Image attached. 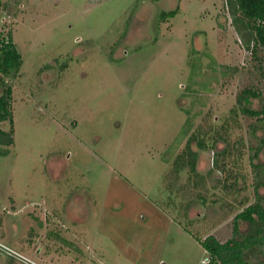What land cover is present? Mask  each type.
<instances>
[{"label":"rangeland","instance_id":"rangeland-1","mask_svg":"<svg viewBox=\"0 0 264 264\" xmlns=\"http://www.w3.org/2000/svg\"><path fill=\"white\" fill-rule=\"evenodd\" d=\"M8 36L0 264H202L264 196V51L228 0H0Z\"/></svg>","mask_w":264,"mask_h":264},{"label":"trees","instance_id":"trees-1","mask_svg":"<svg viewBox=\"0 0 264 264\" xmlns=\"http://www.w3.org/2000/svg\"><path fill=\"white\" fill-rule=\"evenodd\" d=\"M229 10L234 18L237 32L243 37L246 47L252 48L253 53L257 50L264 51V0H228ZM179 8L163 11L161 19L174 17ZM254 46H252V44ZM259 48V49H258ZM261 50V51H262ZM22 54L12 39V36L3 38L0 46V73L9 74L20 68ZM12 87L8 86L0 96V154L7 152V147L14 143L13 130H6L1 123L9 121L13 123L11 108ZM244 96L259 97L255 90L247 89ZM243 112L261 117L264 128V107L260 111L242 108ZM191 124V122H190ZM187 141L189 153L195 156ZM264 173V168L261 173ZM247 223L248 228L243 233L241 226ZM202 245L219 264H251L252 258L264 254V196L256 193V201L248 204L236 214L232 225V234L226 240H221L215 235L199 238Z\"/></svg>","mask_w":264,"mask_h":264},{"label":"built area","instance_id":"built-area-1","mask_svg":"<svg viewBox=\"0 0 264 264\" xmlns=\"http://www.w3.org/2000/svg\"><path fill=\"white\" fill-rule=\"evenodd\" d=\"M0 248L1 249H3L4 251H6L7 253H9V254H16L17 252H15L13 249H11L10 247H8V246H6V245H4V244H2L1 242H0ZM202 264H219L218 262H215L212 258H211V256L208 254V256H206L204 259H203V262H202Z\"/></svg>","mask_w":264,"mask_h":264},{"label":"crops","instance_id":"crops-1","mask_svg":"<svg viewBox=\"0 0 264 264\" xmlns=\"http://www.w3.org/2000/svg\"><path fill=\"white\" fill-rule=\"evenodd\" d=\"M219 238V237H218ZM220 239V238H219Z\"/></svg>","mask_w":264,"mask_h":264}]
</instances>
